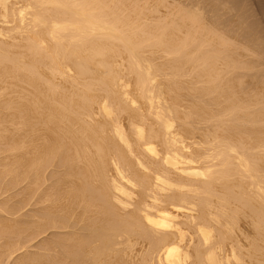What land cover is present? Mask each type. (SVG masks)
I'll list each match as a JSON object with an SVG mask.
<instances>
[{"label": "bare ground", "instance_id": "obj_1", "mask_svg": "<svg viewBox=\"0 0 264 264\" xmlns=\"http://www.w3.org/2000/svg\"><path fill=\"white\" fill-rule=\"evenodd\" d=\"M140 1L0 0V264H264V89Z\"/></svg>", "mask_w": 264, "mask_h": 264}, {"label": "rangeland", "instance_id": "obj_2", "mask_svg": "<svg viewBox=\"0 0 264 264\" xmlns=\"http://www.w3.org/2000/svg\"><path fill=\"white\" fill-rule=\"evenodd\" d=\"M139 1L140 0H138V2ZM141 1H142V3H145V2H143V0H141ZM164 1L167 2V0H164ZM170 1L172 4L169 3L170 5H168V7H171L170 8L171 11H169L168 10L169 8H166V6H165V4L167 5L168 3L163 2L164 3L163 7H165L164 9L162 6H159V4H158V6L153 5V7L157 6L160 10L158 8L157 9L159 11H161V13H159L157 10L155 11V12H157V14L152 11L153 14L154 13L156 14L154 16L152 14V16L155 18V16L158 15V17L160 18L161 15H163V16L166 15L165 17L167 18V16L170 17L171 15L166 14V9H167V11H169V13L171 12V14H172V13H176V11H175L176 8H181L182 11L185 13L193 12V15H195V14L198 15L201 12V15H199L198 17L201 16V19H202L201 23H202V26H204L203 28H205L204 33H206V35L209 34V36H211V37L215 36L216 38L215 37H213V38H215L216 40L218 39L217 42L223 41L222 43L225 42L224 44L228 46L227 47V46L223 45L224 49L221 50L222 58L226 60L225 57L229 58V57L236 56L237 59L235 57L234 58L236 60L239 59V63L237 64V66L240 65V67H237L236 65L230 66L231 69L229 68L228 69L229 72H227L228 76L229 77L232 76L231 77L232 80L234 78V80L236 82L241 83L242 85L244 84L242 87H243L244 91H247L246 93L248 95H252L258 89H261V88L264 89V0H173V1L169 0V2ZM149 2H150V0H147V2H146L147 4L146 3L144 4L145 7L149 6ZM152 3L150 2V4H152ZM153 4H156V3H153ZM160 5H163V4H160ZM172 5H175L174 6V7H176V8H174L175 10H172L173 9ZM161 8L164 11H162ZM173 11H175V12H173ZM151 13H149V14H151ZM173 15L174 14H172V16ZM191 15H192V13H191ZM151 18L152 17H150V19ZM154 18L151 21H154ZM159 18L157 19L158 21H160V20L162 21L164 19L163 17H161V19L159 20ZM201 19L199 18V21ZM152 23H155V22H152ZM188 24L190 25L189 27H191L193 30L195 29L191 23H188ZM205 26H207V27H205ZM211 32H213V33H211ZM184 33H181L182 37H184ZM212 34H214V35H212ZM220 36H222V37H220ZM217 42L215 41V43H217ZM229 45H230V48H229ZM197 53L198 52L196 51V53L194 52L193 55L195 56V54L197 55ZM241 65H243V66H241ZM234 67H235V69H234ZM230 70H231V72H230ZM262 104H264V103H262ZM52 167H54V168H52ZM52 167L46 168V170H45V181L46 182L42 183V185H48L49 184V182L51 181V178H52V176H51L52 172L53 173H59L62 170L61 167H60L61 168L60 169L55 164ZM54 169H55V171H53ZM56 169L58 172L56 171ZM48 170H50V171H48ZM48 178H50V179L48 180ZM0 179H1V182H0L1 183V186H0V203H3L4 200H5L4 203H6V199L7 200L10 199L6 204L11 205L10 203L14 202L11 206L16 208V205H17V209L20 211V212H18V210H17L15 213H13V214L9 213L11 215H9V214L7 215V212L0 210V213H1L0 215L5 216V214H6L8 217H16V215L19 213V215H21L22 218H24V217L29 218L31 216L32 212L35 211L34 208L35 207L37 208L36 205L34 206V203H32L33 201H31V199L29 201V198H31V197H29V198L27 197V199H24V201H26V200L29 201L27 204V201L24 202L22 200L23 198H21L18 195L20 193L19 191H21V190H19L22 187L21 184H19V185L17 184V186L15 185L14 187H12L13 189L10 188V189H8V191L7 190L4 191L5 189H4V187H2L3 186L2 176H0ZM17 192H18V194H17ZM16 194L20 198L19 197L15 198ZM2 197L4 198V200L2 199ZM14 199L16 202L14 201ZM20 202H23L24 204L21 203L22 204L21 205ZM25 203H26V207H24ZM20 207L22 208L21 210H20ZM29 209H30V211H29ZM3 212H5V214H3ZM23 213L25 214L24 216H23ZM49 231L50 232L52 231V232L50 233ZM61 232L63 233V231H61ZM62 233L60 234L59 229H56V231L54 229L53 230L52 229L46 230V231L38 234L39 237H37L38 236L37 235L36 236L37 238L35 237L36 239L33 238L32 242L29 241V242L25 243L24 249L28 250L29 252H31V251L35 252L40 247V243H41L42 239L45 242L46 240H49L50 237L56 238V236L62 235ZM50 239H52V238H50ZM33 242H34V244H33ZM35 242H36V244H35ZM38 242H40V243L38 244ZM26 245H28V248ZM32 247H34L35 249ZM32 249L35 251H33ZM40 250L41 249H39V251ZM17 252L18 251H16L15 253H17Z\"/></svg>", "mask_w": 264, "mask_h": 264}]
</instances>
